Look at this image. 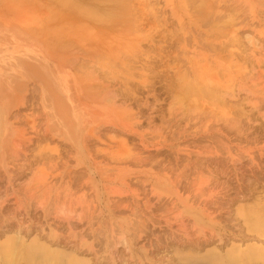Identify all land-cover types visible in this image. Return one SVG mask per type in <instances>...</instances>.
Returning a JSON list of instances; mask_svg holds the SVG:
<instances>
[{
  "label": "rangeland",
  "instance_id": "rangeland-1",
  "mask_svg": "<svg viewBox=\"0 0 264 264\" xmlns=\"http://www.w3.org/2000/svg\"><path fill=\"white\" fill-rule=\"evenodd\" d=\"M253 207L264 0H0V264H238Z\"/></svg>",
  "mask_w": 264,
  "mask_h": 264
},
{
  "label": "bare ground",
  "instance_id": "bare-ground-1",
  "mask_svg": "<svg viewBox=\"0 0 264 264\" xmlns=\"http://www.w3.org/2000/svg\"><path fill=\"white\" fill-rule=\"evenodd\" d=\"M100 1V0H99ZM81 8V7H80ZM79 8V9H80ZM88 12L90 13H97L95 10L92 9H87ZM122 11V10H121ZM123 12V11H122ZM99 13V12H98ZM99 15V14H97ZM94 16V15H93ZM140 18V16H138ZM106 18V17H105ZM142 19V17H141ZM140 19V20H141ZM137 20V19H136ZM139 20V19H138ZM145 22V21H144ZM142 26V25H141ZM192 82V81H191ZM199 84V83H198ZM193 85V84H192ZM192 85H187L186 86V90L187 92H190V90L192 91H197V89L193 90ZM195 86V85H194ZM199 87V86H198ZM209 87V86H208ZM196 88V87H194ZM212 89V88H211ZM203 89L200 88L199 92H201V94H205L202 93ZM208 92V91H207ZM190 94V93H189ZM245 208V207H244ZM264 208V207H263ZM263 208H254L253 209H248V211H246L247 209H245L244 215H246L245 217H247L249 223L251 224V227H253V229H256L257 231H261L264 234V210ZM239 209V208H238ZM240 212V211H238ZM244 219V218H243ZM247 221V223H248ZM252 229V228H251ZM254 231V230H253ZM263 236V235H262ZM235 252L231 255L232 258L238 263V264H246V263H261L264 264V249L261 247H249L248 249H245L244 251H240V250H234ZM232 253V252H231ZM15 257L14 255L11 257L7 256V260L11 261L13 260Z\"/></svg>",
  "mask_w": 264,
  "mask_h": 264
}]
</instances>
